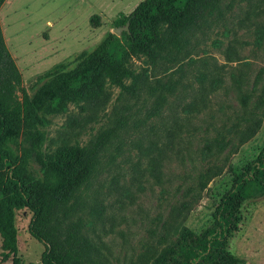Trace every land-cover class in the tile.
<instances>
[{"label": "rangeland", "instance_id": "374dc122", "mask_svg": "<svg viewBox=\"0 0 264 264\" xmlns=\"http://www.w3.org/2000/svg\"><path fill=\"white\" fill-rule=\"evenodd\" d=\"M143 0H7L0 10L6 44L30 96L58 63H71L93 50L115 20L131 14ZM100 16V26L92 17ZM145 79L136 94L108 85L109 99L95 106L71 103L64 113L45 114L44 141L37 149L25 126L15 127L9 146L21 160L27 153V176L39 178L38 150L47 154L67 140L89 144L103 130L114 132L101 151L99 166L79 190L72 221L82 218L83 234L112 264L139 263L138 257L160 230L172 208L189 194L199 197L185 226L204 230L232 171L253 160L264 147V115L258 132L230 155L205 156V145L221 131L247 126L256 107L264 111V0H220L189 36L173 64L135 58ZM126 83H130L127 80ZM20 99L21 91L16 92ZM159 94L166 96L153 115ZM34 130V129H33ZM173 131L175 137L169 132ZM234 142L238 143L235 138ZM165 150L157 176L154 158ZM224 169L201 189L200 175L209 165ZM189 198V197H188ZM32 213L16 211L19 231L17 264H43L45 245L29 232ZM227 249L246 264H264V196L246 201L242 219ZM2 237L0 235V262ZM5 264H14L11 258Z\"/></svg>", "mask_w": 264, "mask_h": 264}, {"label": "trees", "instance_id": "16d2710c", "mask_svg": "<svg viewBox=\"0 0 264 264\" xmlns=\"http://www.w3.org/2000/svg\"><path fill=\"white\" fill-rule=\"evenodd\" d=\"M7 0H0V10ZM220 0H143L128 15L115 20L124 29L121 35L109 32L91 51L78 54L75 66L56 64L43 83L30 96L23 86L21 71L4 37L0 21V235L2 253L0 264L11 258L18 263L19 231L16 211L29 209L32 219L29 232L45 245L43 264H112L98 246L82 232V218L75 222L79 190L94 176L101 151L111 139L114 127L100 132L89 144L63 140L56 150L43 154L38 160L43 174L39 178L27 176L28 155L20 160L9 143L13 130L25 126L30 131L33 146L44 141L41 131L45 114L64 113L71 103L86 109L109 99L108 85L121 86L136 94L145 79L137 72L135 58L145 57L151 64H173L185 49L189 36L204 19L219 7ZM5 4V5H4ZM4 5V6H3ZM92 24L100 26V16L92 17ZM130 80V83H126ZM17 91L23 93L22 99ZM166 96L159 94L153 115L164 106ZM256 107L247 116V126L221 131L205 145V156H218L230 146V155L251 139L260 129L263 114ZM34 129V130H33ZM175 137L173 131L169 132ZM237 138L238 143L233 140ZM162 150L154 158L157 176L161 173ZM224 167L209 165L200 175L201 189L221 174ZM231 184L221 195L212 213V220L202 231L184 225L193 204L199 197L189 194L175 205L160 230H155L152 242L133 264H246L239 255L227 249V242L242 219L246 201L264 196V147L242 168L232 171Z\"/></svg>", "mask_w": 264, "mask_h": 264}, {"label": "water", "instance_id": "95a60500", "mask_svg": "<svg viewBox=\"0 0 264 264\" xmlns=\"http://www.w3.org/2000/svg\"><path fill=\"white\" fill-rule=\"evenodd\" d=\"M128 25H129V23L126 25V27L118 26V27L114 28V31L113 32L115 34H117V35H121V33H122V31L124 29H128Z\"/></svg>", "mask_w": 264, "mask_h": 264}]
</instances>
